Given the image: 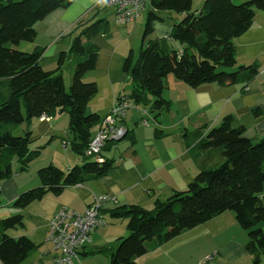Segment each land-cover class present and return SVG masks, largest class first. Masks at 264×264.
Listing matches in <instances>:
<instances>
[{
    "label": "trees",
    "instance_id": "16d2710c",
    "mask_svg": "<svg viewBox=\"0 0 264 264\" xmlns=\"http://www.w3.org/2000/svg\"><path fill=\"white\" fill-rule=\"evenodd\" d=\"M194 1L151 0L153 9L146 23L144 40L153 34L154 22L161 20L158 13H175L183 18L174 24L168 39L148 41L139 55L131 52L126 58L124 71L133 82L129 98L135 106H148L147 95L150 94L154 100L152 112L159 115L169 110L170 102L164 98L169 76L191 89H198L250 83L258 75L253 66L238 67L235 41L252 29L257 12L264 11V0L239 3L205 0L200 12L194 10ZM73 2L0 0V181L11 178L14 160L20 163L21 171L26 172L39 158L41 151L30 148L31 133L17 136L15 130L44 115L69 114L70 145L83 162L69 172L53 164L39 169L41 186L18 197L13 207L19 210L49 193L60 195L65 188L91 179H104L114 167L113 160L106 159L105 151L121 139L107 141L99 158L87 154L94 128L102 126L104 120L88 113L98 89L96 83L86 82L84 77L96 68L100 48L92 40L109 33L107 20L90 25L80 22L82 30L71 47L74 73L69 90L63 75L67 53L61 54L56 70L48 71L40 66L43 49L31 53L17 49L22 42L35 41L37 23L59 9L70 7ZM122 123L120 116L119 127ZM245 132L243 126L235 125L232 117L225 118L198 145L202 150H219L225 160L220 167L203 170L186 190L175 192L165 201H156L151 211L139 205L112 210L113 218L129 220V235L118 240V248L110 253V264H137L136 259L148 252V244L162 246L228 211L248 232L246 250L254 256L256 264H260L264 256V231L260 228L264 224V204L260 198L264 187V139L254 144L246 138ZM156 136L162 137V131L158 130ZM24 226L20 214L7 218L0 215V264H22L35 250V244L28 237L10 235L11 231Z\"/></svg>",
    "mask_w": 264,
    "mask_h": 264
},
{
    "label": "crops",
    "instance_id": "0c3cea01",
    "mask_svg": "<svg viewBox=\"0 0 264 264\" xmlns=\"http://www.w3.org/2000/svg\"><path fill=\"white\" fill-rule=\"evenodd\" d=\"M203 4L204 0L194 10L200 12ZM104 9L107 7L103 0H74L70 7L59 9L37 23L35 41L22 42L17 49L24 53L43 49L40 66L48 71L56 70L63 52L69 59L74 58L71 47L82 30L80 22L85 24L88 19L90 23L86 25H90L93 21L107 20L102 14ZM161 14H167L172 20L169 26ZM158 15L161 20L154 22V32L142 41L141 48L148 41L168 39L174 24L183 18V15L166 12ZM143 21L141 15L135 23L117 24L135 30ZM127 31L110 28L108 34L92 40L100 53L95 70L84 77L86 82L96 83L98 89L88 106V113L97 114L104 120L120 100L130 104V108L124 110L121 126L128 136L125 134L105 151L106 159L114 163L106 178L65 188L60 195L49 193L24 210L14 208L13 203L22 193L41 186L37 175L41 167L53 164L69 172L83 163L70 145L67 112L33 119L20 125L15 132L17 136L31 133V150L41 151L39 158L31 163V173L22 172L20 163L14 160L13 175L0 181L1 217L20 214L24 219L25 226L11 231L10 235L14 238L26 236L36 246L22 264H58L56 259L60 253L47 241L51 218L62 207L83 214L100 196L106 197L101 208L105 224L93 232L92 242L79 252L73 263L110 264V253L118 248V240L129 235V220L113 218L112 210L139 205L151 211L156 201H165L175 192L186 190L203 170L220 167L225 161L220 151L202 150L198 145L225 118L232 117L236 126H243L246 138L254 144L264 139V11L257 12L252 29L235 41L238 67L253 66L258 70L250 83L191 89L169 76L164 98L170 102V109L159 115L151 111L154 100L150 94L147 95L148 106L144 107L135 106L129 98L133 82L125 73L124 64L128 55L131 52L136 55L137 50L135 44L128 42ZM172 43L181 49L179 44ZM257 113L260 114L256 116ZM99 130L100 126L94 128V137ZM158 130L162 131V137L156 136ZM44 154L49 156V162L40 160ZM260 198L264 204V187ZM260 228L264 231V224ZM248 238V232L228 211L162 246L148 244V252L137 258L136 263L198 264L211 258L209 264H256L254 256L246 250ZM260 264H264L263 255Z\"/></svg>",
    "mask_w": 264,
    "mask_h": 264
},
{
    "label": "built area",
    "instance_id": "2783aa9c",
    "mask_svg": "<svg viewBox=\"0 0 264 264\" xmlns=\"http://www.w3.org/2000/svg\"><path fill=\"white\" fill-rule=\"evenodd\" d=\"M147 2L148 0H103L105 7L114 9L117 23L120 25L135 23L146 9ZM124 102L118 103L104 119L97 136L90 143L87 151L89 156L99 158L107 141L120 140L126 134V130L118 125V117L124 115L126 108H130V104ZM143 122L148 124L147 121ZM105 201V196L95 198L94 204L83 214L62 207L51 218L47 241L60 253L56 263L74 264L73 261L78 258L79 252L92 242L93 232L105 224L101 212ZM210 260L211 258H208L198 264H209Z\"/></svg>",
    "mask_w": 264,
    "mask_h": 264
},
{
    "label": "rangeland",
    "instance_id": "374dc122",
    "mask_svg": "<svg viewBox=\"0 0 264 264\" xmlns=\"http://www.w3.org/2000/svg\"><path fill=\"white\" fill-rule=\"evenodd\" d=\"M195 4H194V8H198V5L201 1L203 0H195ZM234 1H238V3L240 2L239 0H234ZM205 2V0H204ZM203 6V5H202ZM152 4H151V0H148L147 2V6H146V9L143 11V14H142V19H144V21L142 22V25L138 26L137 28H135V30L130 29L129 30V27H119L118 24H117V18H116V14H115V11L113 8H107V10H105L102 14L105 15L108 19L107 22H109V27L112 29H119V28H123V29H127V40L128 42L132 43V44H135L133 46H135L136 48V56L139 55L140 51H141V45H142V41H144V32H145V27H146V23L148 21V17H149V13L152 11ZM145 12V13H144ZM162 13V12H161ZM167 13V12H166ZM163 16H165V22L167 23V25L169 26L170 25V22L172 20H170V18L168 17L167 14H161ZM173 15H177V14H173ZM89 17V16H88ZM178 20V19H177ZM94 22V21H93ZM96 22V21H95ZM173 22H176V21H173ZM179 22V20H178ZM176 22V23H178ZM85 24H89L90 22H88V19L85 20L84 22ZM175 23V24H176ZM119 27V28H118ZM73 56V55H72ZM73 60L74 59H67L66 60V63L64 65V78H65V81L67 83V89L69 90L70 89V86H71V83H72V78H73V73H74V68H73ZM23 112H27L26 111V107L25 105H23ZM59 114V113H58ZM19 128V127H18ZM17 128V129H18ZM17 129L15 130V132L17 131ZM25 136V135H24ZM41 161L43 162H49V156H47V154H44L43 158L40 159ZM33 163V162H32ZM49 164V163H48ZM48 166V165H46ZM31 168H29L28 170L29 171H26V173H31L30 171H32V166L30 165ZM45 167V166H43ZM42 168V167H41ZM38 172V171H37ZM38 175V174H37ZM8 217V216H7ZM7 217H3V218H7Z\"/></svg>",
    "mask_w": 264,
    "mask_h": 264
},
{
    "label": "clouds",
    "instance_id": "9594fccd",
    "mask_svg": "<svg viewBox=\"0 0 264 264\" xmlns=\"http://www.w3.org/2000/svg\"><path fill=\"white\" fill-rule=\"evenodd\" d=\"M121 117H123V116H121ZM94 139V138H93Z\"/></svg>",
    "mask_w": 264,
    "mask_h": 264
}]
</instances>
